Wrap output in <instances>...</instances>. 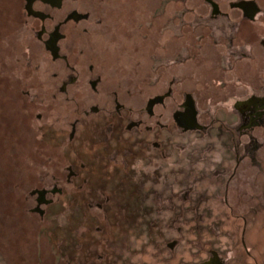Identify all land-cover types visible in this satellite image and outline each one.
<instances>
[{
  "label": "rangeland",
  "instance_id": "1",
  "mask_svg": "<svg viewBox=\"0 0 264 264\" xmlns=\"http://www.w3.org/2000/svg\"><path fill=\"white\" fill-rule=\"evenodd\" d=\"M116 2L112 0L119 6ZM22 14L20 0H0V264H199L209 257L214 264H264V128L256 132L247 162L230 184H223L215 171L227 163L228 139L178 132L172 102L181 95L180 74L169 73L173 95L167 107L155 112L169 123L165 128L173 149L168 171L157 176L164 181L141 180L139 171L130 176L132 181L123 180L113 161L100 170L103 155L96 142H111L114 131L94 122L86 134L88 148L77 154L68 152L66 140H57L62 128L68 136V107L48 98L51 74L38 72L48 61L28 45ZM110 17H103L94 34L102 36L99 48L114 59L129 48L115 49L119 27ZM117 20L124 24L125 16L119 14ZM138 56L145 58L141 52ZM137 88L129 90L125 109L154 124L145 91ZM86 152L96 165L90 170L78 160L84 161L85 156H78ZM107 152L110 159L112 147ZM178 157H183V167L173 170ZM69 163L77 172L70 182ZM54 186L61 191L49 194L51 201L41 206L44 213L34 211L38 204L32 191ZM115 192L124 197L113 199Z\"/></svg>",
  "mask_w": 264,
  "mask_h": 264
},
{
  "label": "flooded vegetation",
  "instance_id": "2",
  "mask_svg": "<svg viewBox=\"0 0 264 264\" xmlns=\"http://www.w3.org/2000/svg\"><path fill=\"white\" fill-rule=\"evenodd\" d=\"M116 1L119 6L112 0H20L22 15L27 18L28 45L48 61L45 71L38 70L51 74L47 86L53 93L50 91L48 98L68 107V136L62 128L57 140L68 142V152L81 153L88 148L86 134L99 122L114 131L111 142L93 143L103 155L100 170L114 162L116 172L125 175L123 180L132 181L130 176L139 171L143 172L141 180L164 181L157 176L168 171L173 149L165 128L169 123L155 112L168 106L173 95L175 83L169 82L167 75L180 74L181 95L172 102L177 106L173 112L176 129L182 136L191 131L197 138L227 137V163L215 176L230 184L247 162L256 132L264 128V0ZM111 14L119 27L115 49L125 52L124 46L129 48L127 54L121 52L122 56L116 54L114 59L99 48L97 41L102 36L94 34L101 29L103 17ZM119 14L127 22L118 21ZM132 87L145 91L146 110L154 124L137 116L132 108L125 109ZM156 88L163 91L154 93ZM201 105L212 109L201 111ZM189 112H194L199 126L178 124L177 119L188 120ZM86 128L90 129L83 133ZM83 156L84 161L78 158L82 167L90 170L96 166L87 152L78 157ZM182 158L173 170L182 169ZM73 167L68 164V182L76 176ZM36 189H45L50 201L49 194L61 191L55 186ZM32 195L37 200L38 194ZM112 195L117 200L124 197L120 192ZM214 260L209 257L199 264H214Z\"/></svg>",
  "mask_w": 264,
  "mask_h": 264
},
{
  "label": "water",
  "instance_id": "3",
  "mask_svg": "<svg viewBox=\"0 0 264 264\" xmlns=\"http://www.w3.org/2000/svg\"><path fill=\"white\" fill-rule=\"evenodd\" d=\"M158 99H154L153 102H156ZM177 122L180 126H185L186 128H195L198 125L197 120L195 119L194 112H189L188 120L186 122H182L181 120L177 119ZM56 189H53V192ZM46 190L45 189H34L32 194H38L37 202L38 205L35 207L34 211L39 212L40 214L44 213V210L41 208L42 203H49L50 200L46 199Z\"/></svg>",
  "mask_w": 264,
  "mask_h": 264
}]
</instances>
